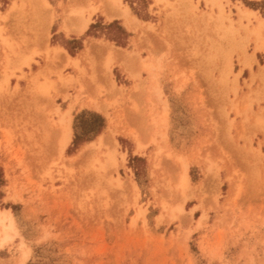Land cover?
I'll use <instances>...</instances> for the list:
<instances>
[{"label":"rangeland","instance_id":"1","mask_svg":"<svg viewBox=\"0 0 264 264\" xmlns=\"http://www.w3.org/2000/svg\"><path fill=\"white\" fill-rule=\"evenodd\" d=\"M101 1L0 0V264H264V0Z\"/></svg>","mask_w":264,"mask_h":264},{"label":"bare ground","instance_id":"2","mask_svg":"<svg viewBox=\"0 0 264 264\" xmlns=\"http://www.w3.org/2000/svg\"><path fill=\"white\" fill-rule=\"evenodd\" d=\"M37 3L39 2L38 0H35ZM41 1V0H40ZM106 1V2H105ZM105 1H101V3L103 4V8H112V6L115 4L116 5V3H118L120 0H105ZM35 2V3H36ZM32 3H33V1H32ZM40 3V4H39ZM38 4L39 5H41V4H43V5H47V3L45 2V0H42V2H39ZM38 4H36V5H38ZM94 9H95V7H93ZM97 8V7H96ZM39 10V9H38ZM120 12H118V13H116V12H114L112 15H114V17H116L117 16V14H119ZM112 15H108L107 14V18H110L111 19V17H112ZM116 15V16H115ZM120 15L122 16V18H124V20H125V22L126 23H129L130 22V24H133L132 26H134V24L136 23L137 24V20H136V18H134L133 16H131L130 15V13H129V11H127V10H124V11H122L121 13H120ZM119 16V15H118ZM69 18V17H68ZM45 20V19H44ZM70 20V19H69ZM73 20H75V18L73 19ZM73 20H71V21H73ZM78 20V19H77ZM76 20V21H77ZM80 20V19H79ZM204 20V19H203ZM64 21H66V20H64ZM88 21H89V19H85V20H80L79 21V23L73 28V29H68V28H66V26H64L65 27V32L66 33H81L83 30H85L86 28H87V25H88ZM66 22H69V21H66ZM42 23V22H41ZM46 25V24H45ZM205 25V24H204ZM48 26V25H47ZM131 26V27H132ZM133 28V27H132ZM206 30V29H205ZM53 49V48H52ZM55 49V48H54ZM56 50H62L60 47L59 48H56ZM112 50V49H111ZM115 50H117V49H115ZM63 51V50H62ZM119 51V50H118ZM64 52V51H63ZM115 53H117L116 51H115ZM63 54V53H62ZM60 55V54H59ZM58 55V56H59ZM118 56H116V57H118V58H120L119 60H121V62H122V65H124L123 63V58L121 59V55L118 53L117 54ZM120 55V56H119ZM63 56H65V55H63ZM125 56H127V55H125ZM66 57V56H65ZM123 57V56H122ZM126 58H128V57H126ZM130 58V57H129ZM68 59H69V57H68ZM76 59H72V61H75ZM128 60V59H127ZM129 61V60H128ZM128 61H126L127 63H128ZM130 63V62H129ZM132 63V62H131ZM36 78V77H35ZM93 105V104H92ZM96 107H98V106H96ZM95 107V108H96ZM100 107V106H99ZM98 107V109H100ZM63 132V131H62ZM63 140H62V147L63 146H65L66 144H67V142L69 141V133L68 132H63ZM98 139L96 140V142H97V144H100V143H102V140L104 139V135H100V136H98L97 137ZM94 142V141H93ZM89 144V143H88ZM90 145V144H89ZM93 145V144H92ZM139 148H141L142 146H141V144H138L137 145ZM184 176H186V175H184ZM184 180H186V179H184ZM0 226L2 227L1 228V233H2V236H1V240H0V242H4V241H6V240H8L9 239V235H8V231L9 230H12V228H13V223H12V216H11V214H9L8 213V211H2V210H0ZM11 232V231H10Z\"/></svg>","mask_w":264,"mask_h":264},{"label":"crops","instance_id":"3","mask_svg":"<svg viewBox=\"0 0 264 264\" xmlns=\"http://www.w3.org/2000/svg\"><path fill=\"white\" fill-rule=\"evenodd\" d=\"M139 22V21H138ZM131 25H133V24H131ZM134 26H136V23L134 24ZM130 27V26H129ZM65 28V27H64ZM63 28V29H64ZM67 28V27H66ZM131 28V27H130ZM68 29H70V28H68ZM71 29H73V28H71ZM75 29V28H74ZM132 29V28H131ZM70 34V33H69ZM72 35H74V34H72ZM135 52L133 51V50H129V49H126V50H123L121 53H120V55H121V59L123 60V64H124V66L125 67H127V68H132L134 65L136 66V65H138V67H143V66H146V67H149L150 68V66H152V64H154V62H152L151 60H150V57H146V56H143V55H140L139 54V59L136 57V56H134V55H132V54H134ZM119 55V56H120ZM125 55H127V56H125ZM123 56V57H122ZM126 57H128V58H126ZM130 57V58H129ZM129 61H128V60ZM126 61H128V63L126 62ZM130 62V63H129ZM132 62V63H131ZM155 63H158V60H156L155 61ZM155 65H153V67H154ZM137 67V66H136ZM148 83L150 84V81H148ZM82 109H86V110H93V108H91L90 107V105L88 106V105H86V106H84V107H82Z\"/></svg>","mask_w":264,"mask_h":264},{"label":"trees","instance_id":"4","mask_svg":"<svg viewBox=\"0 0 264 264\" xmlns=\"http://www.w3.org/2000/svg\"><path fill=\"white\" fill-rule=\"evenodd\" d=\"M96 120L98 121V123H99V128H98V130L96 131V133H99L100 132V130L102 129V127H103V119L100 117V116H97L96 117ZM75 140H77V137L75 136V138H74V141ZM1 183H2V180H1V172H0V185H1Z\"/></svg>","mask_w":264,"mask_h":264}]
</instances>
